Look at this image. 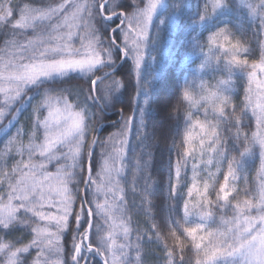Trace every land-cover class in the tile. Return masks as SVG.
I'll list each match as a JSON object with an SVG mask.
<instances>
[{
	"label": "snow or ice",
	"instance_id": "obj_1",
	"mask_svg": "<svg viewBox=\"0 0 264 264\" xmlns=\"http://www.w3.org/2000/svg\"><path fill=\"white\" fill-rule=\"evenodd\" d=\"M33 3L0 2V121L11 116L0 130L11 132L31 106L0 159V264H193L189 241L194 264H264V0ZM193 6L188 44L203 59L160 97L153 52L169 21ZM233 77L247 81L242 106ZM78 78L88 86L73 92ZM107 113L119 114L120 130L94 175ZM127 152L138 201L121 186ZM130 207L150 226L133 229ZM162 212L172 245L155 219Z\"/></svg>",
	"mask_w": 264,
	"mask_h": 264
},
{
	"label": "trees",
	"instance_id": "obj_2",
	"mask_svg": "<svg viewBox=\"0 0 264 264\" xmlns=\"http://www.w3.org/2000/svg\"><path fill=\"white\" fill-rule=\"evenodd\" d=\"M2 2V0H0ZM25 3L30 2V0H24ZM61 3L62 0H35V3H33V6H44L47 3ZM81 2H84V0H81ZM187 3L191 5H195L197 0H186ZM205 2V0H199V3L202 5ZM210 3V0H209ZM196 8L190 7L185 10V12L181 14H177L173 17L172 20L169 21V26L167 30L162 34L161 40L157 42L156 50L153 52V55L156 56V60L152 61L153 67L155 68V71L157 73V83H158V92L160 97H172L174 95V90L177 88L179 83H183L185 79H192L193 78V72L196 69V67L201 63V60L203 57L197 58L193 55L192 49L190 45L188 44V41L190 39V27H189V21L187 19L188 15H191ZM209 11H211V8L209 7ZM155 19V18H154ZM158 22V20H157ZM27 35L31 36L32 33L28 32ZM205 36H207V32H205ZM264 39V37H262ZM255 47V45H254ZM4 48L3 40L0 39V49ZM252 59H259V48L255 47V55L250 57V60ZM131 63V61H129ZM96 75H100V73H96ZM117 77H120V73H116ZM218 75V74H217ZM122 79V77H120ZM205 80H212V73L208 72L203 77ZM224 78V77H221ZM233 80L235 81L234 88L235 91L238 93L237 96L234 97V102L241 104L244 99V89L247 87V81L241 80L237 81L235 77H233ZM83 86L87 87L88 85L85 84L83 78H78L73 80L71 90L73 92L78 90V87ZM123 91V89H121ZM131 95L135 97V89L131 88L129 90V93L125 94V98ZM142 102V100H141ZM120 105H117V108H119ZM187 109V105L184 106V108L181 109V114L185 113ZM15 112V109H13ZM201 111H203L201 109ZM31 113V106L30 105H24L21 113L18 114V123H16L15 127L12 128L11 132H9L7 135H4L0 139V159H3V151H4V142L8 139V136L15 133L16 128L23 125H29V117ZM46 114V113H45ZM132 109L128 108L125 111V115H131ZM249 115L251 113L249 112ZM107 118L104 121L103 130L100 133V140L101 141H109L107 148H103L101 145H97L95 147V158H96V166L94 168V175L95 172L100 170L101 163H102V151L105 153L108 151H111V140H109L112 136H117L119 133V124L114 123L118 122L121 117L119 114H112L107 113ZM195 118V117H194ZM11 119V116L8 117V120ZM8 120H3L1 124H6ZM244 131H252L254 130V127L249 129L245 128ZM235 131V129H233ZM91 135L89 136V141H91ZM24 142L27 143V136L24 138ZM129 139H131L133 142L135 141V134L134 132L130 134ZM15 149H13V152ZM126 155L129 157L128 166L125 168L124 173L121 178V186L125 188V198L126 201L131 202L133 199H136L138 201V197H133L132 195V180H133V169L131 167V160H132V153L127 152ZM206 158V157H205ZM14 160H9L8 165L11 167V165L14 163ZM226 167V164H225ZM259 167V159L257 158L255 163L250 166V171L248 172V183L247 187L252 189L253 191L256 190L257 186V169ZM51 170H55L54 167ZM214 170V169H213ZM222 179V176H221ZM142 183V182H141ZM202 187V184H201ZM218 187V185H217ZM238 187L241 189H244L245 183L243 180L239 181ZM0 191H3L2 188H0ZM240 198H244L243 192H241ZM79 204V201H77V205ZM155 211V210H154ZM230 215V212L228 213ZM182 215V213H181ZM220 212L217 210V217H219ZM125 216H130L132 223L131 227L133 229H136L137 227L143 229L145 227L150 226V221H148V218L145 217L142 212H140L135 207H130L129 211L125 213ZM179 218V217H177ZM157 224L159 225V230L162 236L167 237V243L169 245L173 244V239L171 238L169 234V228L166 223L165 214L162 212L159 215H156L155 217ZM147 221V223H146ZM74 226V224H73ZM216 225H212V227H215ZM138 233L133 231L132 233V239L135 240V237ZM15 236L21 235L20 233H15ZM70 236V234H69ZM12 237H7L6 239H11ZM31 239V237H26L22 242L27 243L28 240ZM121 242L122 239L120 240ZM70 244V240H69ZM156 252L159 254L161 252V249L157 248ZM35 251H33L32 255L34 256ZM185 256L187 258H191L194 264L195 260V254L191 249V242H188V246L185 249ZM179 258V257H177Z\"/></svg>",
	"mask_w": 264,
	"mask_h": 264
},
{
	"label": "rangeland",
	"instance_id": "obj_3",
	"mask_svg": "<svg viewBox=\"0 0 264 264\" xmlns=\"http://www.w3.org/2000/svg\"><path fill=\"white\" fill-rule=\"evenodd\" d=\"M2 100H3V97L0 96V101H2ZM1 122H2V121H0V124H1ZM7 123H8V122H7ZM7 123H6V124H7ZM4 135H5V134H4V131H3V130H0V139H1ZM121 239H122V238L118 237V238H117V243H120V242H121V241H120ZM34 256H35V254H34ZM54 258H55V257H53V259H54Z\"/></svg>",
	"mask_w": 264,
	"mask_h": 264
},
{
	"label": "water",
	"instance_id": "obj_4",
	"mask_svg": "<svg viewBox=\"0 0 264 264\" xmlns=\"http://www.w3.org/2000/svg\"><path fill=\"white\" fill-rule=\"evenodd\" d=\"M101 133V132H100ZM100 133H98V135L100 136ZM96 147V146H95Z\"/></svg>",
	"mask_w": 264,
	"mask_h": 264
}]
</instances>
